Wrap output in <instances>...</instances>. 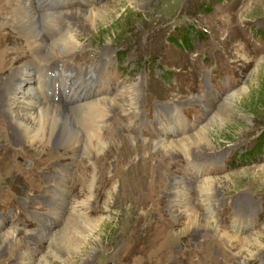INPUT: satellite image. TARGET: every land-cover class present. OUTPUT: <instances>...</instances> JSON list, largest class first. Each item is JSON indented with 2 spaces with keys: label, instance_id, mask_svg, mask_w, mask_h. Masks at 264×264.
I'll list each match as a JSON object with an SVG mask.
<instances>
[{
  "label": "rangeland",
  "instance_id": "rangeland-1",
  "mask_svg": "<svg viewBox=\"0 0 264 264\" xmlns=\"http://www.w3.org/2000/svg\"><path fill=\"white\" fill-rule=\"evenodd\" d=\"M64 10L90 16L67 22L80 49L59 62L94 67L109 56L111 70H93L105 78L95 88L110 87L105 97L118 102L137 88V111L107 117L88 157L59 144L25 145L0 114V264H264V0H70L50 12ZM0 16L14 18L9 0H0ZM30 53L14 26L0 25V98L11 68L37 69ZM70 116L72 135L82 117ZM180 125L189 134L161 138ZM199 131L208 142L187 158L151 144ZM205 179L209 203L197 189ZM61 189L63 216L53 203ZM208 205L219 231L249 242L196 233L189 214L208 217ZM66 217L77 229L64 239ZM244 248L256 258L241 255Z\"/></svg>",
  "mask_w": 264,
  "mask_h": 264
},
{
  "label": "bare ground",
  "instance_id": "bare-ground-1",
  "mask_svg": "<svg viewBox=\"0 0 264 264\" xmlns=\"http://www.w3.org/2000/svg\"><path fill=\"white\" fill-rule=\"evenodd\" d=\"M69 1L70 0H9V3L14 9V18L3 19L0 16V25L3 26L4 29L9 28V26H14L18 33L24 38L27 48L35 58V60L30 58V60H26V62L37 61L39 64L36 65L37 69L34 71L31 69L33 64H24L15 70L14 68H11V76L5 80V83H2L3 81L1 82L2 86H4L5 92H3V95L1 94L0 98V114L2 115V113H4L6 115L8 113V116L6 117H8L9 121L14 125V129L12 130L21 136L25 145L27 144L32 147L37 144L40 147H45L50 144H59L64 145L66 149L75 155L84 153L88 157L91 155L94 143L97 144L101 142L100 138L103 131L101 125L106 122L107 117L109 118V116H111L114 112L129 115L132 110H134V112L137 111L136 106L138 105L140 92L137 88H133V94L120 99L121 101L118 102L119 100L116 98L109 100L105 97L110 93L108 94L100 88H95L98 84L93 81L97 80L94 76L97 74L93 70H111L110 65H107L109 62V56L102 55V62L94 67H65L63 62H59L63 56L74 54L80 49L78 37L75 34H72L68 28L69 24L67 22L71 19L74 20L73 18H87L90 16L88 11L83 12L80 10L73 12L69 10L50 12L55 9H63L64 7H67ZM81 1L83 4H87V0ZM65 15L68 16V20H64ZM63 30H65L66 35H64V37L59 36L54 39V37ZM38 65H42V67L49 66V70L51 71L49 72L47 69H43L44 77H34V73H41L40 70H38ZM54 69H58L57 74L53 73ZM32 72L33 77L31 76ZM62 75H66L68 78L65 77L64 79H61L60 76ZM32 82H36L38 86H32ZM77 82H79V84H77ZM85 82H88L89 85L82 84ZM40 85L43 88L40 87ZM15 86L17 87V90L20 89V91H17ZM44 86H49L50 88L48 91L50 92H45L43 90ZM72 86L78 87L73 95H68L65 91ZM112 88L118 89L119 86L113 85ZM61 92H64L62 97H60ZM88 96L96 99H85ZM54 98H56V101H53ZM49 100L57 105L51 104ZM60 104H67L66 106L70 107L76 104V106L71 110L64 108ZM130 107L133 108L129 109ZM209 107L214 110L213 105H209ZM222 107L223 105L219 109H216L217 112H223L224 114V112H226L225 107L223 111L221 110ZM21 108L25 109V111H19ZM226 110H228V108ZM71 113L78 114L82 117L78 126V131L75 130L77 131L76 134L72 135L66 132L67 124L76 127L73 123V118L70 116ZM137 113L138 112H136V114ZM173 118H175V115H173L170 119ZM198 127L199 126H197L196 129ZM187 134L189 133H185V130L180 125V128H177L171 134L167 133L162 135L161 138L180 137ZM206 140L207 135L205 131H199L193 135H188L180 139L167 141L158 140L156 142L151 141V144L154 146L158 145L162 152L169 154L170 156L182 154L187 158L193 150H196V148L198 149V146H201V144L206 142ZM194 166L196 167L197 165ZM198 170L201 173L204 172L203 168L201 169L199 167ZM63 177L64 176L61 175V177L58 178V181H61ZM212 185V180L205 179V181L200 183L197 187L198 191L200 190V196L205 198L202 202H210L208 199H210V197L214 194ZM190 192L191 191L188 190L183 193V196L185 197L183 202H185L186 205L191 199ZM59 193V197L57 198L58 200L53 203H57L56 209H58L59 214L63 216L64 212L62 210V203L60 202L64 200L65 190L61 189ZM176 195V193H173L170 198H176ZM210 205H208V208H210V215L208 217L199 216L196 212L189 214L190 220L188 221V225H195L197 229L195 231L196 233L203 234V232H216L219 239H223L231 244L235 243L236 246L242 243L243 240H245V243L249 242L247 241V238L240 240L241 238L239 239L228 232L219 231L215 224L216 219L213 208L210 207ZM178 215V212H173V217L177 218ZM70 219L67 220L66 217L64 220L67 224L65 227L66 232L63 234L64 239L66 238L65 234L67 232V235L69 236V232L77 229L75 224L70 222ZM238 221H240V224L243 219H238ZM242 224L245 225L244 223ZM10 235L11 233L9 232L5 236ZM61 237L63 238L62 235ZM67 239L69 240V238ZM257 248L260 249L261 247L257 246ZM245 252L248 253V258H256V256H253L254 254L252 255L248 248H244L241 255ZM24 260L22 261V264H29L27 261L24 262Z\"/></svg>",
  "mask_w": 264,
  "mask_h": 264
}]
</instances>
